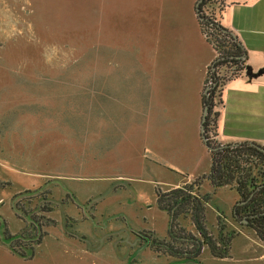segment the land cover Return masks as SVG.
I'll list each match as a JSON object with an SVG mask.
<instances>
[{"label": "rangeland", "instance_id": "374dc122", "mask_svg": "<svg viewBox=\"0 0 264 264\" xmlns=\"http://www.w3.org/2000/svg\"><path fill=\"white\" fill-rule=\"evenodd\" d=\"M155 1L0 0V264H264L244 219L232 220L242 229L226 257L202 247L188 261L133 239L148 241V227L163 233L153 187L183 173L131 154L137 124L128 121L146 110V9ZM206 134L219 142L210 125ZM34 214L39 241L26 240L38 234ZM206 219L213 223L211 210Z\"/></svg>", "mask_w": 264, "mask_h": 264}, {"label": "crops", "instance_id": "0c3cea01", "mask_svg": "<svg viewBox=\"0 0 264 264\" xmlns=\"http://www.w3.org/2000/svg\"><path fill=\"white\" fill-rule=\"evenodd\" d=\"M196 2L156 0L152 8L146 9V21L150 27L147 39L146 110L136 119L135 116L129 118L131 121L128 122H132V126L137 124L133 127L135 137L131 142L135 147L131 154L134 151L143 165L146 160L160 161L183 171L181 178L160 188L162 190L206 173L210 164L209 152L200 135L203 110L200 93L206 66L215 53L202 36L195 13ZM217 20L243 46L245 67L243 72L226 80L221 88L222 104L214 108L217 110L215 136L220 143L247 141L264 147V0H222V10ZM246 66L251 74L246 73ZM146 147L151 149L152 155L150 152L146 155ZM138 163V160L135 161L134 167ZM202 185L204 189H201ZM155 187L158 186L153 189ZM198 192L209 193L204 207V222L213 235L217 232V218L223 221L225 229L230 226L235 232L242 229L233 225L234 219L231 217L232 204L238 198L232 187L221 185L212 189L208 180L203 179ZM153 198L156 206L155 193ZM156 208L165 213L168 221L167 213ZM51 210L45 212L47 217ZM208 210L214 213V221L209 225L206 219ZM180 221L196 234L188 217ZM166 228L167 224L158 237L165 236ZM243 228L251 229L264 245L252 228ZM145 231L157 236L152 227ZM132 235L137 243L144 242L137 234ZM202 247L207 248L205 244Z\"/></svg>", "mask_w": 264, "mask_h": 264}, {"label": "trees", "instance_id": "16d2710c", "mask_svg": "<svg viewBox=\"0 0 264 264\" xmlns=\"http://www.w3.org/2000/svg\"><path fill=\"white\" fill-rule=\"evenodd\" d=\"M221 0H199L195 6L196 18L200 30L209 28V37L204 38L213 43L215 56L206 66L200 100L202 109L205 107L204 118L200 121V135L204 137V144L210 156L208 171L204 174L168 189L154 188L155 203L168 215L166 234L162 237L148 234L146 245L156 252L165 253L179 259L195 261L201 246L205 244L214 257H226L229 254L231 237L236 233L224 228L220 220H216L217 232L213 235L204 222L205 202L209 193H199L198 187L203 179H207L212 189L228 185L237 195V200L232 204L231 217L234 220L244 219L245 225L254 230L257 237L264 242V176L261 175L264 151L257 144L247 141L234 143L211 142L206 132L215 128L217 110L222 102L220 91L226 80L244 71L245 50L236 36L226 27L222 26L215 15L222 10ZM203 8L209 10L206 14ZM228 68L231 73L226 72ZM260 171L254 172L253 167ZM50 210L49 206L41 208ZM41 215H31L30 219L36 221ZM188 217L196 234L191 232L181 223V219ZM37 222V221H36ZM39 224V220L37 222ZM35 223V224H37ZM5 229V228H4ZM23 230L11 235L5 230L6 237L22 236ZM145 231H141L144 233ZM45 233L38 227V234H32L33 239L39 241L41 234ZM139 233V232H137ZM20 236V237H21ZM23 237V236H22Z\"/></svg>", "mask_w": 264, "mask_h": 264}, {"label": "built area", "instance_id": "2783aa9c", "mask_svg": "<svg viewBox=\"0 0 264 264\" xmlns=\"http://www.w3.org/2000/svg\"><path fill=\"white\" fill-rule=\"evenodd\" d=\"M221 2H222V0H221ZM221 5H222V4H221ZM203 11H204L206 14L209 13V10L206 9V8H203ZM217 17H218V15H215V18H216V19H217ZM201 33H202V36H203L204 38H208V37H209V28L205 26V28H202ZM208 43L211 45V47H212V49H213V48H214V47H213V43H212L211 41L208 42ZM213 51H214V53H215V49H213ZM227 73H228V75L231 73V69H230V68H228ZM218 217H219V215H218ZM28 232H29V230H28ZM31 235H32V234H31Z\"/></svg>", "mask_w": 264, "mask_h": 264}, {"label": "water", "instance_id": "95a60500", "mask_svg": "<svg viewBox=\"0 0 264 264\" xmlns=\"http://www.w3.org/2000/svg\"><path fill=\"white\" fill-rule=\"evenodd\" d=\"M198 1H199V0H197V2H198ZM197 2H196V3H197ZM246 73H247V74H251V72H250V68H249L248 66H246ZM205 112H206V108L204 107L203 110H202L201 120L204 118V114H205ZM200 127H201V125H200ZM202 139L204 140V137H202ZM257 147H258L260 150L264 151V147H263V146L257 145Z\"/></svg>", "mask_w": 264, "mask_h": 264}, {"label": "flooded vegetation", "instance_id": "af4514ba", "mask_svg": "<svg viewBox=\"0 0 264 264\" xmlns=\"http://www.w3.org/2000/svg\"><path fill=\"white\" fill-rule=\"evenodd\" d=\"M35 226H36L37 228L39 227V229L42 228L41 223H39V224L37 223V224H35ZM22 236H23V235H22ZM22 236H21V238H23ZM25 237H26V236H25ZM31 237H32V235L26 237V240H27V239H30ZM23 239H25V238H23Z\"/></svg>", "mask_w": 264, "mask_h": 264}]
</instances>
